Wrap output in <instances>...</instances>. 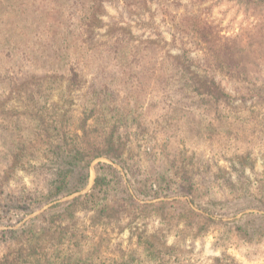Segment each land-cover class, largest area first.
Returning <instances> with one entry per match:
<instances>
[{
  "label": "rangeland",
  "instance_id": "374dc122",
  "mask_svg": "<svg viewBox=\"0 0 264 264\" xmlns=\"http://www.w3.org/2000/svg\"><path fill=\"white\" fill-rule=\"evenodd\" d=\"M85 195L93 264H264V0H0V264Z\"/></svg>",
  "mask_w": 264,
  "mask_h": 264
},
{
  "label": "trees",
  "instance_id": "16d2710c",
  "mask_svg": "<svg viewBox=\"0 0 264 264\" xmlns=\"http://www.w3.org/2000/svg\"><path fill=\"white\" fill-rule=\"evenodd\" d=\"M74 76L76 77L77 74L74 73ZM109 141V140H108ZM110 140L109 141V149H110V143L114 144V142ZM111 151L113 153H117V149L112 147ZM69 155V154H68ZM87 156V151L84 149H79L78 152H75V154L70 156V160L67 163H64L63 168H66L68 166L80 168L82 171H75L74 168H66L65 171H59L54 174V177L48 180V185L45 189L44 194V203H52L56 200H61L63 198L72 196L74 194L80 193L82 190L86 188L88 175H87V169L89 167L90 161L95 160L100 157H105L108 159H112L113 157L111 155L107 154H96L93 156V158L87 160V162H84L85 158ZM76 172V178L78 179L75 181V184H70L66 182L67 175ZM100 176L98 174L96 178V186L95 189H97V185H99ZM99 189V188H98ZM102 188H100V191ZM87 196H78L73 198L72 200H67L65 202H60L61 204H57L55 207L64 205V208L62 211L57 212L55 214L49 215L46 217L47 219L44 220L48 221L52 225L49 227L50 230L56 227L54 231L49 232L48 234H45L44 237H40V234H38L39 230L34 228L33 225L23 228L19 232V235L16 237V242L18 243L19 250L21 252H18L19 254V261L20 256L24 255V258H22L21 264H93L95 253L94 252H88L86 253V256H83V251L86 252V250H82V246L80 245V242L84 239L81 232L79 234L74 233V224L72 221L75 219V214L79 210V206L84 209V205L88 203ZM105 207H101L98 205L97 210H95L100 216L102 214H105ZM43 216V215H42ZM58 220L59 224L57 226L54 225L55 220ZM76 237L78 240L77 244H73V239ZM25 238V242H24ZM73 244V245H72ZM78 246L80 249L74 250V246ZM53 246L56 248L54 250L55 256H50V253L40 255L38 254V250L47 248V250L53 249ZM59 247V248H58ZM62 247V250H61ZM18 250V251H19ZM36 256V257H34ZM85 258V259H84ZM2 262H7L4 259Z\"/></svg>",
  "mask_w": 264,
  "mask_h": 264
}]
</instances>
